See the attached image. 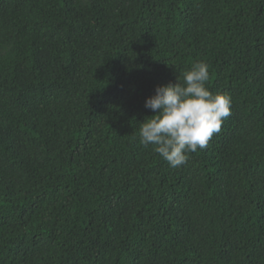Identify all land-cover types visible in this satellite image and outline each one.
I'll use <instances>...</instances> for the list:
<instances>
[{"label":"trees","instance_id":"1","mask_svg":"<svg viewBox=\"0 0 264 264\" xmlns=\"http://www.w3.org/2000/svg\"><path fill=\"white\" fill-rule=\"evenodd\" d=\"M196 61L231 114L172 168L145 101ZM0 264H264V0H0Z\"/></svg>","mask_w":264,"mask_h":264},{"label":"clouds","instance_id":"2","mask_svg":"<svg viewBox=\"0 0 264 264\" xmlns=\"http://www.w3.org/2000/svg\"><path fill=\"white\" fill-rule=\"evenodd\" d=\"M180 76L176 83L157 86L155 94L146 99L145 107L155 115L139 128L140 144L153 145L172 168L186 164L188 153L205 148L231 114V97L213 94L206 87V63L196 61Z\"/></svg>","mask_w":264,"mask_h":264}]
</instances>
